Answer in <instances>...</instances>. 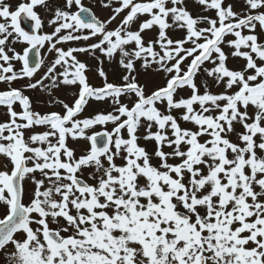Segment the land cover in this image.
Listing matches in <instances>:
<instances>
[{
	"label": "snow or ice",
	"instance_id": "snow-or-ice-1",
	"mask_svg": "<svg viewBox=\"0 0 264 264\" xmlns=\"http://www.w3.org/2000/svg\"><path fill=\"white\" fill-rule=\"evenodd\" d=\"M195 3L0 0L7 264H264V0Z\"/></svg>",
	"mask_w": 264,
	"mask_h": 264
},
{
	"label": "rangeland",
	"instance_id": "rangeland-1",
	"mask_svg": "<svg viewBox=\"0 0 264 264\" xmlns=\"http://www.w3.org/2000/svg\"><path fill=\"white\" fill-rule=\"evenodd\" d=\"M84 2H85V4H94L95 0H84ZM228 2L236 4L237 10H239V4L240 3L238 1L229 0ZM9 3H11L13 6H15L16 4L19 3V0H10ZM187 4H188L189 9L193 12L194 15L200 11V7H199V5H197L195 3V0H187ZM37 11L40 12L41 15L43 16V10L42 9L38 8ZM94 11H96L99 16L104 17V18H106L110 14L109 11L102 10L100 8H94ZM115 26H116L115 24L112 25V27H115ZM44 31L45 32H51L52 31V29L47 26L46 22H45ZM174 35L179 36L180 33H175ZM67 46H82V44L70 42L69 45H65V47H67ZM79 58L88 63L89 67L92 69V71H90V72H93L96 74V69L98 67V62L96 60H93L91 57H88L86 55H80ZM233 64H234V61L230 60L229 66H233ZM103 67H104V70L108 73L110 81H113L116 83L120 82L121 70H120L118 65L109 64L107 61H105ZM96 76L98 77V75H96ZM139 80L141 83H146L150 87L153 86L155 83L159 82V78L150 72L149 73H143L142 72L139 76ZM99 81H101L100 78H99ZM0 87H1V85H0ZM214 90L219 91V89H214ZM43 100L48 101V97L46 98V100L45 99H43ZM64 100H65V102L68 101L65 98H64ZM6 118L7 117L4 115V110L0 109V121L5 120ZM108 128L110 130L111 125H109ZM39 130H42V129H39ZM141 143H143V142L141 141ZM26 200H27V197H26ZM9 247H11V246H9ZM0 264H7V256H6L5 252H0Z\"/></svg>",
	"mask_w": 264,
	"mask_h": 264
},
{
	"label": "flooded vegetation",
	"instance_id": "flooded-vegetation-1",
	"mask_svg": "<svg viewBox=\"0 0 264 264\" xmlns=\"http://www.w3.org/2000/svg\"><path fill=\"white\" fill-rule=\"evenodd\" d=\"M236 1H238L239 3L241 2V0H236ZM8 2H10V0H8ZM20 2H24V0H19V3ZM29 24H30V22L22 20V26L25 27L26 30H28ZM22 47H23V45H17L18 50H20ZM17 67H19V65H17ZM88 75H89L90 83H92L93 85H99L101 83V81H99V78L96 76L95 73L89 72ZM23 83H24V81H21L17 84H14L13 86L14 87H21ZM1 87H3V85H1ZM74 91H75V89H73V88L62 89L61 91L56 93V96L60 99L65 98L68 100L67 101L68 103H71L72 102V94ZM25 94L29 95L30 98L33 100L34 110H39L42 113L47 112V111H62V108H60L59 106L52 105V104L48 103V101L46 100V98H47L46 94L42 95L39 91H35V92L27 91ZM43 99H45L46 101H44ZM97 111H104V112L111 111L110 103L109 102L90 101V104L86 108L83 115L89 116V115L95 114ZM37 130H39V129H37ZM93 130L94 131H100L101 127L98 126Z\"/></svg>",
	"mask_w": 264,
	"mask_h": 264
}]
</instances>
